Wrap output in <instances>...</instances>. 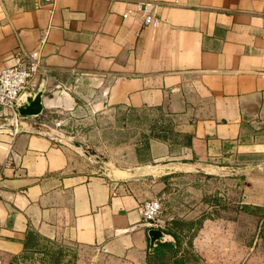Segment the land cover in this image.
I'll return each mask as SVG.
<instances>
[{"label": "crops", "instance_id": "1", "mask_svg": "<svg viewBox=\"0 0 264 264\" xmlns=\"http://www.w3.org/2000/svg\"><path fill=\"white\" fill-rule=\"evenodd\" d=\"M132 1L0 0V66L36 48L49 91L14 126L0 108V264L48 240L88 247L89 264H144L127 165L155 189L170 163L264 158V0H147L156 26L121 16ZM244 179V202L263 205L264 170Z\"/></svg>", "mask_w": 264, "mask_h": 264}, {"label": "rangeland", "instance_id": "2", "mask_svg": "<svg viewBox=\"0 0 264 264\" xmlns=\"http://www.w3.org/2000/svg\"><path fill=\"white\" fill-rule=\"evenodd\" d=\"M128 134L134 137V129ZM65 135L70 144L71 138L80 140L75 131ZM86 145L94 149L90 142ZM127 166L132 172L125 176L133 182V190L142 200L158 197L159 217L164 219V227L179 236L176 254L166 252L151 259V264H264V209L257 206L264 204L244 202L241 196L245 175L263 171L264 158L245 156L170 163V168L165 169L175 170L160 175L165 185L155 189L146 179L147 166ZM241 203H247L251 211L241 209ZM90 254L88 247L48 240L25 252L17 261L19 264H89Z\"/></svg>", "mask_w": 264, "mask_h": 264}, {"label": "built area", "instance_id": "3", "mask_svg": "<svg viewBox=\"0 0 264 264\" xmlns=\"http://www.w3.org/2000/svg\"><path fill=\"white\" fill-rule=\"evenodd\" d=\"M50 0H35L36 3ZM153 3L147 0H134L131 6L121 12L122 17L133 16L141 23L156 26L159 18L154 14ZM46 38V31L42 30L39 36V43ZM48 69L39 59L36 48L15 50L11 60L0 66V106L4 108L3 115L7 121L14 126L21 116L15 109L17 97L24 92L35 90L36 87L43 86L46 82ZM55 124H59L56 121ZM136 209L142 219L150 226L163 228L164 221L159 218L161 201L158 197L152 196L141 200Z\"/></svg>", "mask_w": 264, "mask_h": 264}, {"label": "water", "instance_id": "4", "mask_svg": "<svg viewBox=\"0 0 264 264\" xmlns=\"http://www.w3.org/2000/svg\"><path fill=\"white\" fill-rule=\"evenodd\" d=\"M53 90V89H51ZM50 90V91H51ZM49 91L44 90L43 86H39L36 90L21 93L15 102V109L21 116H36L42 109V95L47 94ZM50 135H55L53 132H47ZM72 145L79 148L81 152L91 161L97 162L101 156L91 147L87 146L84 142L78 139H70ZM140 226L146 227V234L148 237V248L154 245L157 241L170 240L172 237L168 232L150 226L147 221H140ZM173 238V237H172Z\"/></svg>", "mask_w": 264, "mask_h": 264}, {"label": "trees", "instance_id": "5", "mask_svg": "<svg viewBox=\"0 0 264 264\" xmlns=\"http://www.w3.org/2000/svg\"><path fill=\"white\" fill-rule=\"evenodd\" d=\"M260 209H264V206L257 205ZM240 208L243 210L251 211L249 205L247 203H241ZM166 232H168L172 237L173 241L171 240H163V241H157L154 245H152L150 248L147 246L146 251V260L144 264H151V259L159 258L161 255H164L166 252L170 255L174 256L176 254V248L178 247L180 241L178 234L171 229H167ZM18 258L16 255H11L8 258V264H19L17 261Z\"/></svg>", "mask_w": 264, "mask_h": 264}, {"label": "bare ground", "instance_id": "6", "mask_svg": "<svg viewBox=\"0 0 264 264\" xmlns=\"http://www.w3.org/2000/svg\"><path fill=\"white\" fill-rule=\"evenodd\" d=\"M118 171H119V170H118ZM118 171H117V172L115 171V172H116V173H119ZM111 172H112V171H111ZM122 174H123V172H122Z\"/></svg>", "mask_w": 264, "mask_h": 264}]
</instances>
